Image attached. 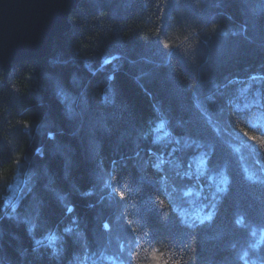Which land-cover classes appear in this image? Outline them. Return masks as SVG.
Listing matches in <instances>:
<instances>
[{
    "label": "trees",
    "instance_id": "16d2710c",
    "mask_svg": "<svg viewBox=\"0 0 264 264\" xmlns=\"http://www.w3.org/2000/svg\"><path fill=\"white\" fill-rule=\"evenodd\" d=\"M70 25L0 72V264H264V0Z\"/></svg>",
    "mask_w": 264,
    "mask_h": 264
},
{
    "label": "water",
    "instance_id": "95a60500",
    "mask_svg": "<svg viewBox=\"0 0 264 264\" xmlns=\"http://www.w3.org/2000/svg\"><path fill=\"white\" fill-rule=\"evenodd\" d=\"M82 0H0V72L48 58L55 40L71 29L70 15Z\"/></svg>",
    "mask_w": 264,
    "mask_h": 264
},
{
    "label": "snow or ice",
    "instance_id": "6c2138e0",
    "mask_svg": "<svg viewBox=\"0 0 264 264\" xmlns=\"http://www.w3.org/2000/svg\"><path fill=\"white\" fill-rule=\"evenodd\" d=\"M166 46H167V44H166ZM25 123H27V122H25ZM253 139H255V137H253ZM121 198H123V194H121Z\"/></svg>",
    "mask_w": 264,
    "mask_h": 264
},
{
    "label": "rangeland",
    "instance_id": "374dc122",
    "mask_svg": "<svg viewBox=\"0 0 264 264\" xmlns=\"http://www.w3.org/2000/svg\"><path fill=\"white\" fill-rule=\"evenodd\" d=\"M211 214V213H210Z\"/></svg>",
    "mask_w": 264,
    "mask_h": 264
}]
</instances>
